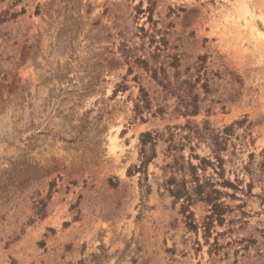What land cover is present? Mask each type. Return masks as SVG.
<instances>
[{
  "label": "rangeland",
  "instance_id": "rangeland-1",
  "mask_svg": "<svg viewBox=\"0 0 264 264\" xmlns=\"http://www.w3.org/2000/svg\"><path fill=\"white\" fill-rule=\"evenodd\" d=\"M0 264H264V0H0Z\"/></svg>",
  "mask_w": 264,
  "mask_h": 264
},
{
  "label": "trees",
  "instance_id": "trees-1",
  "mask_svg": "<svg viewBox=\"0 0 264 264\" xmlns=\"http://www.w3.org/2000/svg\"><path fill=\"white\" fill-rule=\"evenodd\" d=\"M145 138H149L150 137V135L148 134H146L145 136H144ZM142 143H143V145H146L147 144V141L146 140H142ZM231 185V184H230ZM217 193H220L218 190L216 191ZM221 206H219V205H217V204H215V209H218V208H220Z\"/></svg>",
  "mask_w": 264,
  "mask_h": 264
}]
</instances>
